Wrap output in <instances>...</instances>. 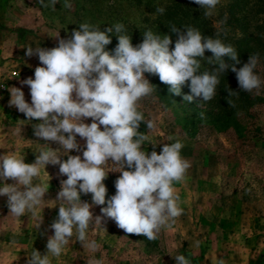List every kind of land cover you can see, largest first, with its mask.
I'll return each instance as SVG.
<instances>
[{"label":"clouds","instance_id":"9594fccd","mask_svg":"<svg viewBox=\"0 0 264 264\" xmlns=\"http://www.w3.org/2000/svg\"><path fill=\"white\" fill-rule=\"evenodd\" d=\"M203 9L205 18L217 14L221 0H192ZM43 8L55 5L59 0H38ZM63 7L71 9L70 0ZM166 9L155 8L163 15ZM224 20L214 22L215 38L205 37L197 28L185 26L181 31L170 26L177 35L174 47L168 35L161 37L150 29L143 33L141 43L133 46L131 36L126 34L123 23H115L101 30L88 22L80 23L68 38H58V46L52 48L26 47L25 55L37 56L41 66L34 70V78L21 81L30 88L31 103L26 102L21 87H11L9 106L24 114L26 121H40L32 125L35 137L54 142L60 148L53 150L40 147L34 163H25L24 156L15 151L0 154V197H6L9 214L17 219L30 214L38 229L43 222L40 215L49 183H34L41 178L47 165H58L59 174L67 178L61 181L56 204L58 215L50 224L54 234L47 238V253L42 255L34 248L27 253L26 264H53L64 254L75 237L84 250L95 254L101 244L88 239V232H107L104 223L114 221L127 234L143 235L155 241L165 227H170L184 209L175 185L183 182L191 167L182 157L184 144L176 139L161 143L162 151L149 154L142 146L152 142L148 132L157 130L155 119H145L140 101L155 91L145 73L156 75L160 82L169 86L170 94L182 95V86L190 82V93L183 95L187 102L211 101L220 84V75L230 69L236 75L239 88L251 93L259 90L260 76L254 71L259 54H252L242 67L236 48L226 44L220 35ZM115 33L118 44L110 54L105 46L111 43L110 33ZM208 50L213 54L209 63L218 65L213 71L200 72L198 58ZM228 57L234 63H225ZM234 94L230 89L228 96ZM228 104L235 107L229 99ZM91 118L92 122L85 123ZM147 132L139 131L141 124ZM101 127L103 130H101ZM20 130H17V135ZM77 136L85 141L81 146ZM169 141L174 137L169 136ZM62 149L63 151H61ZM72 151L81 155H70ZM62 156H67L62 160ZM109 160L112 166H109ZM129 170H125V168ZM119 172L115 180V194L106 201L107 188L104 180L110 171ZM11 180L12 183H7ZM91 194V203L82 202L81 195ZM100 208V215L91 211ZM56 206V205H55ZM74 241V242H75ZM176 264H191L184 254L173 256ZM87 264H101L94 256ZM218 264H224L221 259Z\"/></svg>","mask_w":264,"mask_h":264},{"label":"rangeland","instance_id":"374dc122","mask_svg":"<svg viewBox=\"0 0 264 264\" xmlns=\"http://www.w3.org/2000/svg\"><path fill=\"white\" fill-rule=\"evenodd\" d=\"M168 1L70 0L72 7L66 9L64 0H59L53 10L43 8L38 0H0V154L15 151L24 156L25 163H34L38 155L35 151L47 147L44 143L53 150L60 148L34 136L32 125L40 121H26L24 114L9 106L11 87H21L26 102L31 103L30 88L22 86L21 81L34 78L35 68L41 65L37 56L25 55L26 47L58 46V33L59 38H68L84 22L99 26L102 31L117 22L138 29L148 23L149 17L156 18L153 6ZM229 2L221 0L217 14L211 18L213 25L221 8ZM105 50L114 53L108 45ZM145 78L148 79L146 73ZM261 85L260 105L251 114L239 117V130L212 127L213 105L208 102L189 107L179 101L165 107L154 87L152 95L140 101V110L146 120L157 122V130L148 132L157 145L153 149L145 143L142 149L159 154L161 143L176 139L183 142L181 155L191 164L185 180L175 185L183 214L162 229L155 241L127 234L108 219L103 225L107 232H88V239L101 244L99 252H87L73 237L53 264H87L92 256L101 264H176V254H184L191 264H218L221 259L224 264H264V75ZM84 122L90 124L92 120L87 118ZM139 131L147 132L143 123ZM169 136L174 139L169 141ZM77 141L81 146L85 144L79 136ZM69 154L82 156L76 151ZM61 159L66 160L67 156ZM108 163L111 167V160ZM119 176V172L110 171L103 181L106 201L115 194L114 182ZM66 178L59 174L58 165H47L41 178L34 180L49 183L40 209L43 222L38 229L28 213L19 219L12 217L7 198L0 197V264H26L27 253L33 248L42 255L47 253V238L54 234L49 226L58 215L59 204L55 201L61 181ZM81 200L91 203V194L81 195ZM106 206H93L91 211L94 216L100 215V208Z\"/></svg>","mask_w":264,"mask_h":264},{"label":"trees","instance_id":"16d2710c","mask_svg":"<svg viewBox=\"0 0 264 264\" xmlns=\"http://www.w3.org/2000/svg\"><path fill=\"white\" fill-rule=\"evenodd\" d=\"M160 6L166 9L165 13L163 15L155 14L156 18L153 20H150L151 18L149 17L145 26L138 29L136 26L133 28L130 26L125 27L126 34L131 36L133 46L141 43L143 33L150 29L154 34H158L161 37L164 35L170 36L173 41L170 49L173 48L177 39V35L170 29V26L173 25L181 31H185V26H192L197 28L205 37L211 36L215 38L216 28L212 23V19L204 17L203 9L199 5L185 0H170L166 4L153 6L154 13L155 8ZM225 16H227V19L222 25L223 32L220 38L226 44H231L236 48L241 61L240 64L236 65L237 68L242 67L248 61L250 55L259 54V62L254 71L260 76L262 81L264 75V0H231V2L221 8L217 22L224 20ZM109 35L111 43L108 47L114 50L118 44V38L114 32ZM212 58L213 54L208 50L205 51L203 58H198L201 62L198 74L203 71L211 72L218 67L217 64L208 62ZM223 59L225 63H234L228 57ZM146 75L153 87H155L157 97L165 107L179 101H184L189 107L198 104V100L187 102L183 99V95L191 94L188 87L190 82H186L182 86V95L176 96L170 94L169 86L160 82L158 76L149 73H146ZM219 79L220 84L217 86L216 95L208 102L213 105L212 110L210 109L212 120L210 125L215 129L219 128L222 130L232 127L239 130V117L251 114L253 108L260 105L262 100L260 96L262 93L261 89L253 90L251 93L242 91L239 88L235 73L230 69L221 74ZM229 89L234 92L231 97L228 96ZM229 99L234 103L235 107L229 106Z\"/></svg>","mask_w":264,"mask_h":264}]
</instances>
